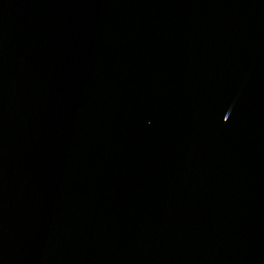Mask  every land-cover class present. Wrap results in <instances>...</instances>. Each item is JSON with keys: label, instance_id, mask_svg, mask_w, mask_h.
Returning <instances> with one entry per match:
<instances>
[{"label": "water", "instance_id": "1", "mask_svg": "<svg viewBox=\"0 0 264 264\" xmlns=\"http://www.w3.org/2000/svg\"><path fill=\"white\" fill-rule=\"evenodd\" d=\"M0 264H264V0H0Z\"/></svg>", "mask_w": 264, "mask_h": 264}]
</instances>
